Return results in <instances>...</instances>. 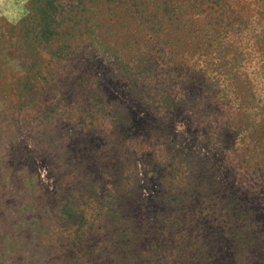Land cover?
I'll return each mask as SVG.
<instances>
[{
    "label": "rangeland",
    "instance_id": "rangeland-1",
    "mask_svg": "<svg viewBox=\"0 0 264 264\" xmlns=\"http://www.w3.org/2000/svg\"><path fill=\"white\" fill-rule=\"evenodd\" d=\"M59 2L0 0V264H264V0Z\"/></svg>",
    "mask_w": 264,
    "mask_h": 264
},
{
    "label": "trees",
    "instance_id": "trees-1",
    "mask_svg": "<svg viewBox=\"0 0 264 264\" xmlns=\"http://www.w3.org/2000/svg\"><path fill=\"white\" fill-rule=\"evenodd\" d=\"M85 1V2H84ZM87 2L92 3V0H78L77 3L86 4ZM51 3L52 5H50L49 7H51V9H53V12H51V9L48 7V9H44L41 13V15L39 17H41V25H40V29H42L43 33H68L67 31H63L62 27L65 28H70L69 26H64L67 25L68 22L72 21L73 18H76L77 14L74 13L73 11V7L74 6H68V9H65V7L63 6V4L61 2H59V0H35V4H39L40 6H48V4ZM65 10H70L68 11V13L64 12ZM73 11V12H71ZM51 19L50 21V25L47 26V19ZM74 26H72L71 28H73ZM78 29V28H76ZM63 31V32H62ZM218 72L221 73V70H219ZM213 79V77H212ZM218 79H220V77H218ZM213 86H219L221 84L225 85L223 80L222 81H218L216 83H211ZM210 84V85H211ZM223 89H215V88H211V95H215L217 93L220 94L221 96H224L223 92L226 89V86H222ZM244 98H248V103L249 106H252L254 109H252L253 111H258L257 113H264V109H262L261 105H257L259 102H261L262 100H255V97H244ZM244 98H240V101ZM244 130V129H243ZM243 130L241 131V135L244 134Z\"/></svg>",
    "mask_w": 264,
    "mask_h": 264
}]
</instances>
